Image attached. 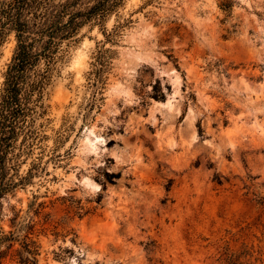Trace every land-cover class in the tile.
Masks as SVG:
<instances>
[{
	"label": "rangeland",
	"instance_id": "rangeland-1",
	"mask_svg": "<svg viewBox=\"0 0 264 264\" xmlns=\"http://www.w3.org/2000/svg\"><path fill=\"white\" fill-rule=\"evenodd\" d=\"M42 110L41 169L0 198L37 264H264V0H122L63 43Z\"/></svg>",
	"mask_w": 264,
	"mask_h": 264
},
{
	"label": "trees",
	"instance_id": "trees-1",
	"mask_svg": "<svg viewBox=\"0 0 264 264\" xmlns=\"http://www.w3.org/2000/svg\"><path fill=\"white\" fill-rule=\"evenodd\" d=\"M121 2L0 0V45L8 35L14 40L0 86V198L24 187L41 169L38 163H32L25 174L20 173L38 137L36 119L43 113L46 88L61 57L63 43L82 26L102 22ZM228 7L226 3L220 4L222 9ZM168 188L169 183L165 185ZM21 231L18 228L5 232L0 227V264H5L8 254L16 264H37L39 246L33 238V228L28 227L23 235ZM17 242L19 246L13 248ZM224 254L223 264H249L251 256L244 248L225 247Z\"/></svg>",
	"mask_w": 264,
	"mask_h": 264
}]
</instances>
